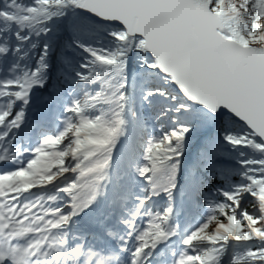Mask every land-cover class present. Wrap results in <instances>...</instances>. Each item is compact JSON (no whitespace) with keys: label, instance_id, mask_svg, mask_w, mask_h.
I'll return each instance as SVG.
<instances>
[{"label":"snow or ice","instance_id":"1","mask_svg":"<svg viewBox=\"0 0 264 264\" xmlns=\"http://www.w3.org/2000/svg\"><path fill=\"white\" fill-rule=\"evenodd\" d=\"M0 264H264V0H0Z\"/></svg>","mask_w":264,"mask_h":264}]
</instances>
